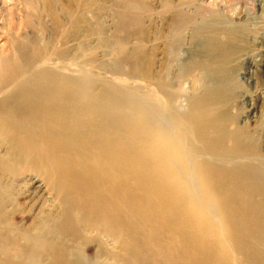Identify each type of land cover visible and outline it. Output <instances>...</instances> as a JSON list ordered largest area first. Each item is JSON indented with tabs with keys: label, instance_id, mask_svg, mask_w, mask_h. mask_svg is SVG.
Here are the masks:
<instances>
[{
	"label": "bare ground",
	"instance_id": "bare-ground-1",
	"mask_svg": "<svg viewBox=\"0 0 264 264\" xmlns=\"http://www.w3.org/2000/svg\"><path fill=\"white\" fill-rule=\"evenodd\" d=\"M113 9L114 36L132 17ZM100 10L0 0V264H264V149L230 111L235 48L207 35L174 72L175 38L146 47L140 28L112 49Z\"/></svg>",
	"mask_w": 264,
	"mask_h": 264
},
{
	"label": "rangeland",
	"instance_id": "rangeland-1",
	"mask_svg": "<svg viewBox=\"0 0 264 264\" xmlns=\"http://www.w3.org/2000/svg\"><path fill=\"white\" fill-rule=\"evenodd\" d=\"M95 2L101 6L97 19L104 25L105 35L113 44L112 49L117 46L118 39L125 41L126 50L134 47L136 41L142 42L140 28L147 31L146 47L157 40L159 45H162L166 40L163 35L167 37L169 34L175 38L177 57L172 64L174 72L180 69L185 59L199 52V44L205 36L214 34L221 41H230L229 44L236 50L227 66L231 81L236 84L235 100L230 111L236 116V125L249 130L264 149V0H120L122 5L128 8L132 21L126 32L116 31L114 36L112 29L115 18L112 14L114 2L117 0ZM176 12L190 17V21L182 26L179 32L172 33L169 23L171 16ZM135 19H139L138 24L134 23ZM86 34L85 29H81L74 33V37ZM45 36L46 32L42 34L43 38ZM5 39L6 36L1 35V51L4 49L2 41ZM90 44L97 45L95 37L90 39ZM75 45V40L68 43L69 53L74 52ZM96 54L98 58H105L100 49L96 50ZM124 68L127 70L128 66L124 65ZM100 72L102 71H98L99 75ZM211 73L193 69L191 75L207 80ZM111 79L120 84L135 82L124 77ZM252 105L256 111L249 114L248 110ZM87 253L92 255L93 250Z\"/></svg>",
	"mask_w": 264,
	"mask_h": 264
}]
</instances>
